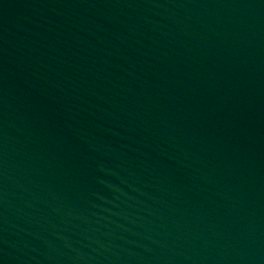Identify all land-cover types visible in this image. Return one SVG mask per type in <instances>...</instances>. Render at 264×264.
<instances>
[{"label":"water","instance_id":"water-1","mask_svg":"<svg viewBox=\"0 0 264 264\" xmlns=\"http://www.w3.org/2000/svg\"><path fill=\"white\" fill-rule=\"evenodd\" d=\"M0 264H264V0H0Z\"/></svg>","mask_w":264,"mask_h":264}]
</instances>
